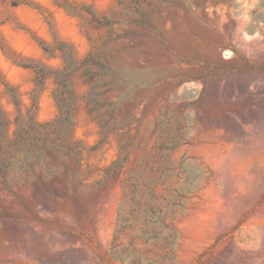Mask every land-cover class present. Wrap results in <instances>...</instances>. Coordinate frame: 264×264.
<instances>
[{"label": "rangeland", "instance_id": "rangeland-1", "mask_svg": "<svg viewBox=\"0 0 264 264\" xmlns=\"http://www.w3.org/2000/svg\"><path fill=\"white\" fill-rule=\"evenodd\" d=\"M0 264H264V0H0Z\"/></svg>", "mask_w": 264, "mask_h": 264}, {"label": "trees", "instance_id": "trees-1", "mask_svg": "<svg viewBox=\"0 0 264 264\" xmlns=\"http://www.w3.org/2000/svg\"><path fill=\"white\" fill-rule=\"evenodd\" d=\"M1 155H2V151H1V149H0V157H1Z\"/></svg>", "mask_w": 264, "mask_h": 264}]
</instances>
